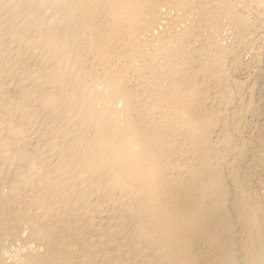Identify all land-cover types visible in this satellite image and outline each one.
I'll use <instances>...</instances> for the list:
<instances>
[{
  "label": "bare ground",
  "instance_id": "1",
  "mask_svg": "<svg viewBox=\"0 0 264 264\" xmlns=\"http://www.w3.org/2000/svg\"><path fill=\"white\" fill-rule=\"evenodd\" d=\"M0 264H264V0H0Z\"/></svg>",
  "mask_w": 264,
  "mask_h": 264
}]
</instances>
